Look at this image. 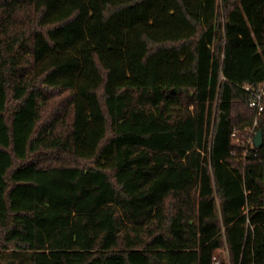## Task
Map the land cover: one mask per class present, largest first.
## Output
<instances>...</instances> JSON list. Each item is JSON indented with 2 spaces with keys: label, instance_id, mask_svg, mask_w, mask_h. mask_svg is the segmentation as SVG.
<instances>
[{
  "label": "trees",
  "instance_id": "16d2710c",
  "mask_svg": "<svg viewBox=\"0 0 264 264\" xmlns=\"http://www.w3.org/2000/svg\"><path fill=\"white\" fill-rule=\"evenodd\" d=\"M223 248L264 264V0H0V264Z\"/></svg>",
  "mask_w": 264,
  "mask_h": 264
},
{
  "label": "rangeland",
  "instance_id": "374dc122",
  "mask_svg": "<svg viewBox=\"0 0 264 264\" xmlns=\"http://www.w3.org/2000/svg\"><path fill=\"white\" fill-rule=\"evenodd\" d=\"M245 131H248V135L247 136H240L239 135V131L238 130H235L234 132H235V135L233 136V141L234 142H241V143H244V144H247V140H249V138L251 137L252 138V140H253V136H254V134L252 133L253 132V129L251 128H246V129H244ZM216 261L219 263V261H220V259H221V257L223 256V257H225V258H227V252H226V249L225 248H223V249H221V250H218V251H216ZM220 254V255H219Z\"/></svg>",
  "mask_w": 264,
  "mask_h": 264
},
{
  "label": "built area",
  "instance_id": "2783aa9c",
  "mask_svg": "<svg viewBox=\"0 0 264 264\" xmlns=\"http://www.w3.org/2000/svg\"><path fill=\"white\" fill-rule=\"evenodd\" d=\"M261 96H262V93H258L257 96H256V100H252L250 102V106H253V107H256V110H257V113H260L263 109V105H262V102H261ZM256 120L253 122V126H255L256 124ZM234 135V133H233ZM253 143V140L252 138L250 137L249 140H247V145L249 144H252ZM247 152V150L244 151V154ZM213 264H219L216 260H214Z\"/></svg>",
  "mask_w": 264,
  "mask_h": 264
},
{
  "label": "water",
  "instance_id": "95a60500",
  "mask_svg": "<svg viewBox=\"0 0 264 264\" xmlns=\"http://www.w3.org/2000/svg\"><path fill=\"white\" fill-rule=\"evenodd\" d=\"M263 143V138H262V131L258 129L253 136V145L257 148H260Z\"/></svg>",
  "mask_w": 264,
  "mask_h": 264
}]
</instances>
